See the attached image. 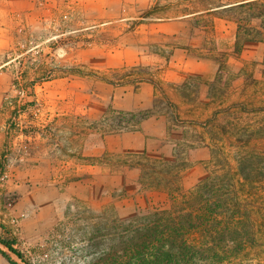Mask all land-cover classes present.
Instances as JSON below:
<instances>
[{
  "label": "rangeland",
  "instance_id": "obj_1",
  "mask_svg": "<svg viewBox=\"0 0 264 264\" xmlns=\"http://www.w3.org/2000/svg\"><path fill=\"white\" fill-rule=\"evenodd\" d=\"M148 1L1 10L0 237L32 264H97L115 222L192 192L220 149L234 167L264 151V0L178 40L152 31Z\"/></svg>",
  "mask_w": 264,
  "mask_h": 264
},
{
  "label": "trees",
  "instance_id": "obj_2",
  "mask_svg": "<svg viewBox=\"0 0 264 264\" xmlns=\"http://www.w3.org/2000/svg\"><path fill=\"white\" fill-rule=\"evenodd\" d=\"M221 151L226 163L192 192L172 197L165 209L115 222L113 244L101 251L97 264H243L252 252L264 263V151L241 148L236 167L231 154ZM0 244L32 264L17 248V238L0 237ZM0 253L9 264H19Z\"/></svg>",
  "mask_w": 264,
  "mask_h": 264
},
{
  "label": "crops",
  "instance_id": "obj_3",
  "mask_svg": "<svg viewBox=\"0 0 264 264\" xmlns=\"http://www.w3.org/2000/svg\"><path fill=\"white\" fill-rule=\"evenodd\" d=\"M258 2L262 4L263 0H207V5L200 4V0H150L148 18L144 20L152 23L150 25L155 33L169 40H178L183 38L187 25L206 26L209 25L205 22L207 19L216 26L238 25L240 22L230 15L257 6ZM19 6L18 0H0V11L16 10ZM6 25V21L0 20V34ZM0 264H9L1 253Z\"/></svg>",
  "mask_w": 264,
  "mask_h": 264
}]
</instances>
